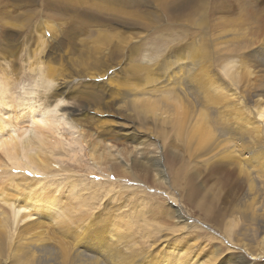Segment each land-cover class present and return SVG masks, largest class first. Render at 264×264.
<instances>
[{"label":"rangeland","instance_id":"rangeland-1","mask_svg":"<svg viewBox=\"0 0 264 264\" xmlns=\"http://www.w3.org/2000/svg\"><path fill=\"white\" fill-rule=\"evenodd\" d=\"M0 85L12 105L27 102L20 114L30 100L60 122L41 179L60 214L11 218L0 264H264V174L253 163L254 199L232 212L240 192L221 181L222 166L197 175L221 141L207 139L202 155L191 133L201 113L248 121L245 144L264 152V0H0ZM183 105L195 111L188 120ZM181 162L198 176L188 193L170 183ZM201 185L209 204L217 195L209 215ZM8 189L5 213L19 194Z\"/></svg>","mask_w":264,"mask_h":264},{"label":"bare ground","instance_id":"bare-ground-1","mask_svg":"<svg viewBox=\"0 0 264 264\" xmlns=\"http://www.w3.org/2000/svg\"><path fill=\"white\" fill-rule=\"evenodd\" d=\"M3 79H4V77H3ZM41 79H42V82L43 81L46 82L45 77L43 75L41 76ZM5 80H7V78ZM8 82L9 81L7 80V84H9ZM6 90L4 87H2L0 85V108H1V110H0V202H3L4 204H6V200L9 199V198H5L6 196H8V194H6V196H4L5 192L10 191V189H8V185L10 187H12L11 191H13V192H11V194H13V193H19V194L16 196V198L14 197L15 195L13 197H11V199H12L11 202H13V200H14V202H13L14 204L9 207L8 213L6 211L7 214L5 212H3L4 210H2L0 208V238L3 235H5V236L8 235V226H9V222H10L11 218L14 221L15 220L18 221V223H20V222L24 223L23 221H26L28 219L31 220L36 215L42 213L43 211H46L48 214H45V215L46 216L50 215V217H54V216L60 214L59 213L60 204L58 202L59 198L57 199V197L55 196V194L53 192H49L52 190V188H50L53 186L52 183L49 181L50 184L47 183L44 185L43 182L41 181V179H44L42 175L45 174L47 172V170L49 169V167H51V165L54 163V161H52V159H50L51 160L50 162L47 159H46L47 160L46 161L45 157L47 158L48 155L53 156L55 154L54 152L56 151V149L58 147V141L55 138H51L50 136H48V134H54L55 131H58L57 128L60 125V122H57V120H53V118H52L53 112L50 111L49 105H48L49 107H47V106L37 107L36 106V108H35L34 104L36 105V103L31 104L32 101L30 103V100L28 102L29 104L27 106L26 111L24 113L21 111L22 113L20 114L18 112V111H20L18 108H21L20 107L21 105L25 106V103H27V102H24V101L19 102L18 101L19 103L16 104L17 106L12 105L11 104V102H12L11 95L6 97ZM8 98H10L9 101H7ZM206 98L207 97H205V101H206V103H208ZM215 99L217 100V98H215ZM216 100H215V102L211 103L212 106L218 105L216 103ZM39 104H40V102H39ZM39 104H37V105H39ZM40 105H42V104H40ZM24 106H22V108ZM63 107L64 106H61V107L57 106V108H60L59 111H60V114L62 117L69 114V112H67V110L70 109L69 107L68 108L64 107L66 109H64ZM16 109H18V111ZM182 110H183L182 115L185 119L188 120L189 118L194 116L195 111L193 109H191V107L184 106V107H182ZM263 115H264V110L260 112V116H263ZM205 121L212 124V125H209L208 130H206V128H205ZM214 121H215V119L208 118L207 116H205V118L202 117V113H201L199 116L195 117V122L191 126L192 127L191 133L193 132L192 134H195V135L197 134L196 136L198 138L199 137L203 138L201 140V145L198 142L197 153H199L201 151L200 153L202 155H204L203 154L204 151H202L200 149L204 147V146H202V144H204V142L207 139L208 140L217 139V140L221 141V142H218L215 147H212L210 149L211 151H215L216 154L210 156L208 158L209 160L206 159L207 162L209 161L208 163L204 162L205 163V171L203 170L200 174H197L195 171L188 173L191 170V167H190V170H189V168H187L189 171L185 170V172H183V170L181 171V169L186 165L181 162L177 168H174V170H175V172L173 171L174 173H172L170 171L171 176H172L171 178L173 179V180H171L172 182L170 181V183L173 187L176 185V187H178L182 190H185L186 192L185 191L184 192L188 193L190 191L189 188L193 187L192 184L197 183V181H195V180H198L197 179L198 176L202 177V176H200L202 174L203 176L205 175L207 180L212 179L213 174L215 172L217 173L220 166H222L223 171H224V177L221 178V181L224 180V182L229 185V186H227V188L230 191H233L234 193L240 192V195H238L239 202H237V205L239 204L240 207L236 206V209L232 208V212L235 211V213L236 212L241 213V207L244 208L245 206L246 207L242 210V212H244V211L246 212L248 210V203L252 202V200L254 199L253 195L256 192L255 178L252 176L253 174L250 171V167H252L253 163H255L256 166H259L257 169L260 172L259 174H261V173L264 174V154H263L264 152L256 149L255 146L253 147V149H251V147L248 146L249 143H248V145L245 144V140H246L245 136H250L254 133L253 130L251 131L247 127V125L250 124L248 121H244V120L240 121V119L239 120H233V122L226 120L224 122L214 123ZM64 124H66V123H64ZM194 128H195V130H194ZM253 129H255V127H253ZM250 131L252 132V134H250ZM55 134H56V132H55ZM229 139H231L233 141V143H226V141ZM223 142L225 144H221ZM71 143L72 142H70V144ZM76 144H77V142H76ZM229 145L232 146L233 149H231L229 147ZM216 147L218 148V150L220 149L219 152H217V150H215ZM177 158L178 157L174 155L173 159H176V160H172V164H171L172 167H174V165H176L175 163L177 161ZM210 159L212 161H210ZM220 161H224V162L220 164V163H218ZM235 161H238V163H239L238 164L239 168H238V172H237L236 177H235L236 172H234L233 168H231V162L235 163ZM214 162H216V163H214ZM190 165H192V164H190ZM190 165L187 164L188 167ZM7 168H9V171H11V173L6 172ZM193 173H196L198 176L194 175ZM161 176H163V175H161ZM262 178H264V177L262 176ZM181 179L184 180L185 185H183V186L180 185ZM173 182L175 185L173 184ZM153 184H155V183H153ZM245 187H247L246 190H245ZM19 188L22 190L21 192H20ZM195 188H198V190L197 191L195 190V191L197 192L196 194H198V197L200 198L198 204H201L202 208H204V210H205V213L208 212V215H209L211 209H214V204H215L217 195L214 196V198L212 199V204H209V194L206 191H204L203 185H201L200 188L198 186H196ZM13 198H15V199H13ZM16 202H17V204H15ZM237 207H239V208L237 209ZM73 211H74V209H73ZM172 211L174 212L173 214L176 217H178V219L181 221L180 216L177 213L178 211L177 210L175 211L174 209L171 210V212ZM228 211L226 212L227 214H228ZM66 213H68V212H66ZM59 218H61V216ZM56 220H58V218ZM236 223H238V222H236ZM30 225H32V224H30ZM37 226H38L37 224H33L31 227H28V228L25 227L22 229H25L26 231H28L30 233V231L35 230ZM115 229H117V228H115ZM231 229H233V227L229 229L228 234L232 235V237H233V238L231 237L232 239H235L234 238L235 236L233 235L234 232H232ZM22 231L19 232L20 236H21V233H24ZM34 235H36V234H34ZM5 236H3V237H5ZM259 240H260L259 244L261 243V245L264 246V237L260 238ZM57 242L61 243V241H56V243ZM39 243L41 244V241ZM239 245H241L244 250L248 251L247 245L245 243H242ZM42 248H43V250H42ZM42 248H41V250H42V253L44 255L47 252V250H50L48 246H44ZM55 248H57V247H55ZM65 248H66V246H65ZM242 248H240V249L243 250ZM62 249H63V246H62ZM44 250H46V251H44ZM46 256H47V253H46ZM67 256H69V255H67ZM236 261L239 262V259H236ZM185 264H187V263H185ZM239 264H247V263L244 260H242L239 262Z\"/></svg>","mask_w":264,"mask_h":264}]
</instances>
